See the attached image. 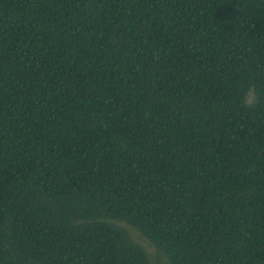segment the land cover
<instances>
[{"label": "trees", "instance_id": "1", "mask_svg": "<svg viewBox=\"0 0 264 264\" xmlns=\"http://www.w3.org/2000/svg\"><path fill=\"white\" fill-rule=\"evenodd\" d=\"M0 264H264V0H0Z\"/></svg>", "mask_w": 264, "mask_h": 264}, {"label": "clouds", "instance_id": "2", "mask_svg": "<svg viewBox=\"0 0 264 264\" xmlns=\"http://www.w3.org/2000/svg\"><path fill=\"white\" fill-rule=\"evenodd\" d=\"M239 105L243 108H250L254 106L256 101L255 86L248 85L247 87L241 86L239 89Z\"/></svg>", "mask_w": 264, "mask_h": 264}]
</instances>
